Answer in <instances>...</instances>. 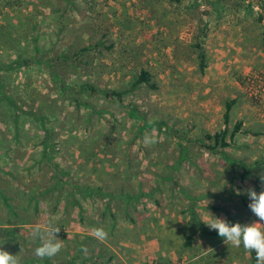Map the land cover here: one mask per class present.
Returning a JSON list of instances; mask_svg holds the SVG:
<instances>
[{
    "label": "rangeland",
    "instance_id": "obj_1",
    "mask_svg": "<svg viewBox=\"0 0 264 264\" xmlns=\"http://www.w3.org/2000/svg\"><path fill=\"white\" fill-rule=\"evenodd\" d=\"M143 70L157 89L135 86ZM261 73L264 0H0V250L20 264H192L183 242L203 230L204 264H253L202 218L257 220L237 211L250 210L247 190L264 191V104L249 90ZM83 84L122 91V103L80 92ZM225 129L228 146L210 150L206 136ZM155 181L154 194L171 202L155 211L174 216L176 258L117 260L131 249L118 235L136 234L123 217L137 220L133 199L151 211ZM84 185L104 191L85 196ZM196 204L204 225L184 224ZM49 226L62 248L41 260L34 251ZM101 228L103 255L90 257L86 233Z\"/></svg>",
    "mask_w": 264,
    "mask_h": 264
},
{
    "label": "crops",
    "instance_id": "obj_2",
    "mask_svg": "<svg viewBox=\"0 0 264 264\" xmlns=\"http://www.w3.org/2000/svg\"><path fill=\"white\" fill-rule=\"evenodd\" d=\"M190 185H192L193 187L198 186L196 183H194V184L191 183ZM84 186H85V189L83 190V192H84L85 196H89V195L93 196V194H96V191L94 189L97 187L89 186V185H87V186L84 185ZM158 186H159V184L156 183V181H155V183L153 182L152 185L150 187H148V189H147L148 191L145 194L146 200L148 199V201H150L149 206H147V210H151L150 212H148L147 215H145L146 211L144 209L141 211L142 213L140 212V209H141L142 205H144V204H141V207H139L138 204H140V201L134 202L135 200L133 199L132 202H133V204L136 205L135 208H139L138 211L134 214V216L137 217V220L132 221L133 219H131L127 214L125 215V217L122 216L123 218L130 219L129 221L131 224L128 225V227L136 230L135 231L136 234L132 235L131 238L130 237L126 238L125 236L118 235L120 237H118L117 239H121V240H119V242L121 244H125V245L130 246L129 248H131V249H129V253L126 254L127 257H125V255H123L122 253L116 252V253H118L117 257H116L117 260H120L122 262H126L125 260H129V256H131L132 258H135V260H137V261L151 260L152 259V260H158L160 262H164V261L169 260V258H173L175 256L174 253H172V250H173L172 246H170L172 244V240L168 236L167 232H168L169 228H172V230H174V228L176 229L177 226H175L173 224V221H170L171 218H173L174 216L168 214V207L171 206V202L168 199L169 196L167 197V194H162V197H160V196H156L153 192L156 190V188L159 189ZM161 186H163V185H161ZM174 187H176V185H174ZM160 188H162V187H160ZM191 189H193V193L191 194V198L193 199L194 202H197V204H198V196L199 195H198V193H196V189H194L192 187H191ZM159 190H161V189H159ZM102 191H104V189L102 190V188H101L100 193ZM113 196H117V197L119 196L118 200L123 202L122 201V199H123L124 203H126L125 201L128 202V196L130 197V196H132V194L131 195H129V194H118V195L113 194ZM202 196L203 195L200 194L199 199H202L203 198ZM170 197H171V195H170ZM138 198H139V196H138ZM157 201L162 203V204L168 205V207L165 206V208H164V210L166 211V214L164 213L165 211L161 212L159 209H157V211H155L156 210L155 206H157L156 205ZM201 201H203V200H201ZM197 204L194 206V211H192L191 214L186 219H184V222H185L184 224L193 226V224L196 223L199 226L201 224L204 225L205 223L209 222V221H206V219L202 218V222H204V224L200 220L199 221L201 224L199 223L197 214H200L199 208L201 210H203V208L198 207ZM199 204H201L200 201H199ZM213 209H214V207L210 206V210L213 211ZM205 210L207 211V210H209V208H207ZM219 210L220 209H218V211ZM186 211L188 212L189 209H187ZM112 212H113L112 213L113 215L112 216L110 215V216L115 221L116 216H115L113 210H112ZM237 212H238L237 213L238 218L243 215L245 219L248 218V222L250 221L249 218L253 217V213L251 212V210H248L245 206H244V209L242 208V210L237 211ZM106 214L107 213L104 214L101 211L99 221L103 220V221L109 223V217ZM140 214H142V216H143L142 219H140L141 216L138 217ZM172 214H174V213L172 212ZM220 216L222 217V215H216L215 217H220ZM233 217H236V216L234 215ZM168 218H170V220H168ZM155 223H157L158 226L154 225ZM205 226H206L207 230L209 231V234L212 236L213 230H211L206 224H205ZM113 227H115V224L113 225ZM196 231L192 230L190 232V234L188 235V236H190V235L193 236V239H192L190 246H186L187 239L183 242V245L186 246V248L188 250V251L184 252L183 258L184 257L187 258L188 255H189V257L195 255V258L191 260V261H193L192 264H204L203 260L205 258L204 256L206 253H204V252H201L199 254L196 253V252H199L198 251L199 246L197 244L203 243L204 234H203V230H201L199 232H196ZM194 232H195V234H194ZM86 234H87L86 236H89V238L91 239V241H92L91 244L94 243V246H91L90 252H88V253L85 252V253L88 254L90 257L91 256L94 257L95 254H96V256H97V254L103 255L102 254L103 250L101 251V247H103L102 244H107V240L106 239H104V240L97 239L95 236V233H92V232L86 233ZM199 237H201V238L199 239ZM95 245H98L99 248H96ZM86 250H87V248L84 249V251H86ZM175 258H176V256H175ZM141 263H143V261Z\"/></svg>",
    "mask_w": 264,
    "mask_h": 264
},
{
    "label": "clouds",
    "instance_id": "obj_3",
    "mask_svg": "<svg viewBox=\"0 0 264 264\" xmlns=\"http://www.w3.org/2000/svg\"><path fill=\"white\" fill-rule=\"evenodd\" d=\"M261 181L264 184V176L261 177ZM247 195L251 201L248 207L257 218L256 221L244 225L230 224L226 219L211 215L213 219L205 224L211 230L217 231L227 245L230 244L237 248L243 246L247 252H255L257 264H264V191L258 194L255 189H249ZM59 231L49 226L47 231L49 238L41 237L40 246L35 248L34 255L38 259L53 258L61 251L62 244L56 239ZM39 232L40 230L37 229L36 234ZM94 233L99 240L106 239L108 235L102 228L95 229ZM0 264H20V261L18 255L14 256L7 251L0 250Z\"/></svg>",
    "mask_w": 264,
    "mask_h": 264
},
{
    "label": "trees",
    "instance_id": "obj_4",
    "mask_svg": "<svg viewBox=\"0 0 264 264\" xmlns=\"http://www.w3.org/2000/svg\"><path fill=\"white\" fill-rule=\"evenodd\" d=\"M174 1L180 2L181 0H174ZM258 20L260 22L263 21L261 16L258 18ZM200 59H201V69L204 70L205 69V65H204L205 55H204V53L200 54ZM25 63H26V61H25ZM21 65L22 64L20 62H16L15 63V66H21ZM134 84H135V86L146 84L151 89H154V90L157 89V85L153 82L151 74L148 71H145V70H143L141 72L140 76L137 78V80L135 81ZM78 90L80 92L81 91L87 92V94L89 96H101L105 100L116 101L117 104H121L122 103V97L124 96V92H122V91H117V90H98L96 87H94L92 85H89V84L81 85V87ZM231 109H232V103L227 104L226 113H225V123L226 124L229 123V114H230ZM241 126L242 125L239 124L235 128V131L232 134V136H234L240 130ZM226 133H227V131L225 129L221 133H216L213 136L212 135H207L206 138L208 140H213L215 142L214 146H208V148L210 150H216L218 146H223V147L224 146H228V143H226V141H225ZM47 141H48V138L43 143V147H44V145H46ZM95 191H96V193H98L101 190L99 188H97V189H95ZM192 239H193L192 235L188 236L186 246H190V244L192 242ZM251 254H252V263L253 264H257L255 252H251Z\"/></svg>",
    "mask_w": 264,
    "mask_h": 264
},
{
    "label": "built area",
    "instance_id": "obj_5",
    "mask_svg": "<svg viewBox=\"0 0 264 264\" xmlns=\"http://www.w3.org/2000/svg\"><path fill=\"white\" fill-rule=\"evenodd\" d=\"M249 90L254 100L264 104V73L249 79Z\"/></svg>",
    "mask_w": 264,
    "mask_h": 264
},
{
    "label": "water",
    "instance_id": "obj_6",
    "mask_svg": "<svg viewBox=\"0 0 264 264\" xmlns=\"http://www.w3.org/2000/svg\"><path fill=\"white\" fill-rule=\"evenodd\" d=\"M197 1H200V0H197Z\"/></svg>",
    "mask_w": 264,
    "mask_h": 264
}]
</instances>
